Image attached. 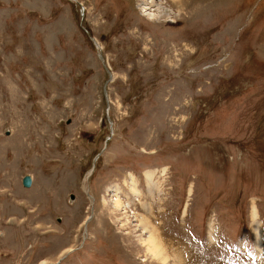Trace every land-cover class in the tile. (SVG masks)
<instances>
[{
  "label": "rangeland",
  "instance_id": "rangeland-1",
  "mask_svg": "<svg viewBox=\"0 0 264 264\" xmlns=\"http://www.w3.org/2000/svg\"><path fill=\"white\" fill-rule=\"evenodd\" d=\"M156 1L0 0V264H264V0Z\"/></svg>",
  "mask_w": 264,
  "mask_h": 264
},
{
  "label": "bare ground",
  "instance_id": "bare-ground-1",
  "mask_svg": "<svg viewBox=\"0 0 264 264\" xmlns=\"http://www.w3.org/2000/svg\"><path fill=\"white\" fill-rule=\"evenodd\" d=\"M176 1L178 2V4H177L178 7H177V10L175 13L178 14L179 11L182 10L181 9L182 3L186 2L187 0H176ZM142 2H145L144 5L146 6L145 8H147L145 10L150 11L151 9L158 7L156 15H162V16H165L166 18H168V15H166L165 12L161 11V10H164V8H162V9L159 8L163 4L162 5L158 4L156 0H142ZM150 178H151L150 174L146 175V179L150 180ZM87 179H88V176L85 180H87ZM131 191L133 193H137L136 188L135 189L132 188ZM103 202L104 203L106 202L105 199H103ZM121 206L122 205L118 201L116 203H114V205L112 206L111 215L112 214L114 216L118 215V212L121 211V209H120ZM121 214H119V215L122 216L123 218L127 219L124 214H123L124 216ZM251 216H252V220L255 222L256 221V210L255 209L252 210ZM126 223H129V220H126ZM138 224H139V226L135 228V231L138 232V230L140 229L141 234H138L136 238H137V241L140 243V245L143 247V251L145 252V255L149 256V257H153L155 260L159 261V264L160 263L166 264L167 260L169 258H167L168 256H166L165 253L162 251V247L159 245V243L157 242V239L154 237L153 228L150 226V224L146 220L139 219ZM122 227H125V225H123ZM254 227H255V231H257V224H255ZM136 229H138V230H136ZM258 230H259V228H258ZM69 251L70 250H68L67 252L69 253Z\"/></svg>",
  "mask_w": 264,
  "mask_h": 264
},
{
  "label": "water",
  "instance_id": "water-1",
  "mask_svg": "<svg viewBox=\"0 0 264 264\" xmlns=\"http://www.w3.org/2000/svg\"><path fill=\"white\" fill-rule=\"evenodd\" d=\"M94 44H95L96 47H98L96 43H94ZM99 56H100V55H99ZM100 58H101V57H100ZM110 78H111V77H110V75H109V80H110ZM97 157H98V156H97ZM97 157H96L94 160H96ZM30 185H31V182H30L29 177H24V178L22 179V186H23V188H29ZM71 199H72V197H71Z\"/></svg>",
  "mask_w": 264,
  "mask_h": 264
}]
</instances>
